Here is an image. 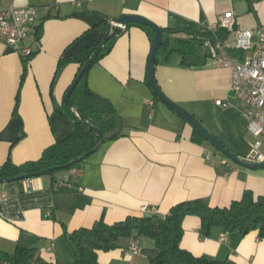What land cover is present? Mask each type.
Returning <instances> with one entry per match:
<instances>
[{
    "label": "crops",
    "instance_id": "obj_1",
    "mask_svg": "<svg viewBox=\"0 0 264 264\" xmlns=\"http://www.w3.org/2000/svg\"><path fill=\"white\" fill-rule=\"evenodd\" d=\"M30 5L38 8L41 33L39 48L27 63L0 41V165L8 157L17 165L37 160L47 147L73 132L74 122L57 107L64 103L79 66L69 63L57 73L58 63L61 57L98 43L106 32L105 20L137 14L160 28L205 32L232 11L235 23L226 45L234 43L235 29L264 24V0H80V4L77 0H0V9ZM166 36L168 46L159 49L155 63L161 89L233 153L254 161L250 143L257 138L245 118L250 107L232 87V69L211 57L210 40L197 44L205 63L186 65L176 49L178 40L187 35ZM199 45L204 48L200 50ZM151 49L148 31L130 26L88 71L89 88L110 101L123 122L120 136L104 141L80 167L0 181V249L14 251L25 231L39 238L37 246L45 260L71 264L76 253L62 222L72 232L101 219L115 223L130 215H164L174 205L193 199L224 207L239 200L246 189L264 195V169L231 161L206 139H198L191 123L156 98L147 70ZM219 51L229 54L224 46ZM63 183L91 202L69 212V193L53 192ZM145 207L155 212H146ZM182 226L181 246L195 255L226 264H264V238L257 230L228 231L223 241L220 236L227 230L215 226L203 235L197 215H187ZM136 240L139 250L129 252ZM158 254L152 238L132 235L121 238L115 249L98 251V260L101 264H149Z\"/></svg>",
    "mask_w": 264,
    "mask_h": 264
},
{
    "label": "trees",
    "instance_id": "obj_2",
    "mask_svg": "<svg viewBox=\"0 0 264 264\" xmlns=\"http://www.w3.org/2000/svg\"><path fill=\"white\" fill-rule=\"evenodd\" d=\"M113 21L105 20L103 22L106 32ZM133 25L147 30L153 45L154 31L152 28L137 23H131L126 27L114 25L111 29V37L93 64L108 54L116 39L128 27ZM161 30L162 41L160 48L168 46L167 33L184 32L187 35V37L178 40V47L176 49L183 56V63L186 65L205 63V58L197 53V44L203 43L204 40H210L213 44L219 40L221 47L224 46L229 54L241 55L242 53L234 43L229 45L225 44L231 32L227 28L219 27L215 33L210 30L197 32L190 28H161ZM40 33L41 26L39 25L37 26L39 39ZM101 40L74 54L61 57L58 63L57 73L65 65L76 63L79 66L78 74ZM209 56L206 55V57ZM30 57H25V63H27ZM26 70L27 65L25 64L22 80ZM88 71L85 72L75 87L70 101L79 108V111L89 122L99 127L104 135H106L107 132L117 126L119 117L110 101L89 88L87 84ZM155 96L159 99L156 94ZM57 110L74 122L75 127L73 132L64 140L57 141L47 147L37 160L27 161L17 165L8 157L5 163L0 165V177H12L21 173L35 172L52 166H61L88 151L96 144L98 140L97 134L83 123L75 112L67 107L65 102L58 106ZM194 131L198 139L205 140L196 129ZM121 134H118L116 137ZM110 139L112 138H105V141ZM86 158L72 164L68 168L60 167L49 171L47 174L54 175L55 172L60 170H70L80 167ZM63 185L57 189L54 188L53 192L55 195L69 193L70 199L67 207L69 212L72 213L77 208H83L91 202V198L75 192L73 189L71 190L65 183ZM55 206L57 208L59 207L57 202ZM56 207L52 211L53 217H55ZM190 214L200 217L201 232L203 235H209L213 227L219 226L227 231L238 230L242 234L257 230L259 237L264 238V195L256 196L251 190L246 189L239 200H234L229 206L224 207L211 206L202 199H193L174 205L169 213L164 215L159 213L144 214L141 216L130 215L124 220L115 223H107L101 219L94 223L92 227H80L72 232H68L66 224L62 222L64 233L68 236L76 253V257L71 264H101L98 260V251L115 249L119 246L121 238L132 235H136L138 238L149 237L155 241L156 246L159 248V254L151 258L149 264H226L225 261L213 259L205 255H195L181 246L184 232L182 226L183 220ZM38 241L39 238L37 236L22 231L14 251L9 252L0 249V264H54L41 256L40 248L37 246Z\"/></svg>",
    "mask_w": 264,
    "mask_h": 264
},
{
    "label": "built area",
    "instance_id": "obj_3",
    "mask_svg": "<svg viewBox=\"0 0 264 264\" xmlns=\"http://www.w3.org/2000/svg\"><path fill=\"white\" fill-rule=\"evenodd\" d=\"M80 4V0H77ZM235 16L232 11L221 15L217 24L210 25L207 30L215 33L219 27L232 29ZM38 8L10 6L0 9V41L12 47L24 57H30L39 48L37 34ZM234 45L242 51L241 55H229L220 52L221 42L211 44V57L222 66L232 69V87L238 98L249 105L245 113L248 129L257 140L250 143L254 161L264 162V24L255 28L235 29ZM25 40L31 44L25 46ZM217 104L224 105L222 101ZM210 158V155H207ZM226 162V161H225ZM146 212H155L145 207ZM228 231H224L220 239L226 240ZM140 241L136 240L128 249L136 253ZM51 248H48L50 250Z\"/></svg>",
    "mask_w": 264,
    "mask_h": 264
},
{
    "label": "water",
    "instance_id": "obj_4",
    "mask_svg": "<svg viewBox=\"0 0 264 264\" xmlns=\"http://www.w3.org/2000/svg\"><path fill=\"white\" fill-rule=\"evenodd\" d=\"M131 23H137V24H143L153 29L154 31V42L152 45L151 53L148 60V79L150 86L152 88V91L158 96V98L174 109L177 113H179L181 116H183L191 125L217 150H219L221 153H223L227 158H229L231 161L247 168L251 169H264V162H256V161H248L245 160L235 153H233L230 149H228L217 137H215L210 131L206 129V127L199 121L192 113H190L188 110H186L184 107L176 103L175 101L171 100L161 89L160 85L157 82L156 76H155V63L156 58L161 46L162 41V30L161 28L154 23L153 21L147 19L144 16L137 15V14H125L117 19H115L109 26L108 31L102 38L100 44L96 47L94 52L91 54L89 59L86 61L84 66L81 68L77 76L75 77L74 81L71 83L69 88L67 89L65 95H64V102L66 103L67 107L74 111L75 114L78 116V118L85 123L89 128H91L98 136V140L96 144L91 147L88 151L84 152L83 154L77 156L76 158L72 159L71 161L61 165V166H52L49 168L41 169L35 172L30 173H21L16 176L12 177H0V181H16V180H22L27 178H32L36 176L43 175L45 173H48L49 171L55 170L57 168H68L72 164L79 162L83 160L84 158L91 155L93 152H95L101 144L105 141V138H114L116 137L123 128V122L120 118H118V125L111 131L107 132L106 135H104L103 131L93 125L91 122H89L83 114L79 111V108L75 105H73L70 101V97L75 89V87L78 85L80 80L82 79L83 75L86 71H88L93 64L94 60L97 58V56L102 51L103 47L105 46L108 39L111 37V29L114 25L126 27Z\"/></svg>",
    "mask_w": 264,
    "mask_h": 264
},
{
    "label": "rangeland",
    "instance_id": "obj_5",
    "mask_svg": "<svg viewBox=\"0 0 264 264\" xmlns=\"http://www.w3.org/2000/svg\"><path fill=\"white\" fill-rule=\"evenodd\" d=\"M200 47H199V49L200 50H202V47H203V45H199ZM204 48V47H203ZM207 50H209V48L208 47H205ZM263 151H264V148L262 149Z\"/></svg>",
    "mask_w": 264,
    "mask_h": 264
}]
</instances>
